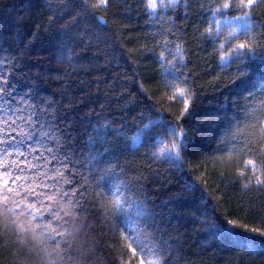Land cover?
<instances>
[{
  "label": "snow or ice",
  "instance_id": "1",
  "mask_svg": "<svg viewBox=\"0 0 264 264\" xmlns=\"http://www.w3.org/2000/svg\"><path fill=\"white\" fill-rule=\"evenodd\" d=\"M9 2L0 0V13L8 10ZM42 3L41 14L49 13L47 22L37 25L25 48L34 47L42 39L39 29L44 27L59 46L58 60L72 72L62 77L65 87L60 100L45 95L27 78L20 82L10 79L19 67L18 58L9 56L0 33V227L14 233L27 246L29 264H79L74 253L84 223L82 214L86 217L92 208H97L106 220L119 224L121 234L126 233L125 239L132 242L129 248L133 252L139 249L140 264H180V258L174 259L172 255L178 246L173 248L175 241L165 238L148 207L151 199L145 191L146 178L128 176L126 167L119 163V155L124 149L159 146L152 155L167 160L173 169L182 170L184 153L192 147L196 134L206 127L216 140L215 152L220 155L215 158L223 161L233 155L252 157L245 159V166H251L255 184L264 186V21H258L254 12L257 6L264 8V0ZM113 5L117 12L112 15L131 19L135 11L137 18L145 17L144 23L150 28L145 35L153 43L142 44L140 50L156 63L165 87L174 89L169 100H182L183 108L175 122L159 109L149 111L147 116L141 110L131 122L121 117L119 126L115 120L98 117L101 122L92 124L90 131L85 129V139L82 133L73 135L76 117L70 115L74 108L69 86L75 82L72 74H87L88 67L76 63L82 59L84 49L76 53L73 48L84 35H94L91 29L95 25L108 26L106 17ZM23 6L32 7V0H24ZM100 8L105 10L104 15L96 14ZM66 16L70 19L61 25ZM189 26L193 30L191 38L199 41L197 47L213 45V52L219 50L220 66L234 73L223 86L231 101L226 96L208 113H199L197 94L187 87L194 76L188 59ZM94 82L99 92L103 80L96 78ZM91 83L79 82L86 87ZM112 83L115 84V78ZM64 99L68 103L61 107ZM95 102L89 92L77 100L78 105ZM106 106L101 104L100 111ZM198 113L203 119L197 122ZM189 129L193 132L191 137ZM113 132L116 136L111 135ZM251 185L249 178L244 187ZM200 223L205 225L200 230L212 240H235L251 252L259 248L264 254V228H249L236 220H226L227 225L252 234L242 236L217 223L214 216L203 217ZM256 235L261 239L256 240ZM145 254L152 258L145 261Z\"/></svg>",
  "mask_w": 264,
  "mask_h": 264
},
{
  "label": "trees",
  "instance_id": "2",
  "mask_svg": "<svg viewBox=\"0 0 264 264\" xmlns=\"http://www.w3.org/2000/svg\"><path fill=\"white\" fill-rule=\"evenodd\" d=\"M23 3L24 0H10L8 10L0 13L4 47L8 48L10 57L18 58L19 63L14 75L9 78L16 82L27 78L45 95L60 100L65 87L62 77L72 69L58 60L59 46L44 27L39 29L42 39L36 41L34 47L25 48L32 33L37 31V25L46 24L49 13L41 14L42 0H32V7H24ZM130 3L135 4L136 0H130ZM115 12L117 9L113 5L106 17L108 26L95 25L91 29L94 35H84L83 40L73 48L76 53L84 49L82 59L76 63L88 67L87 74L83 71L79 75L73 73L75 82L69 86L74 108L70 115L76 117L73 135L82 133L85 139V129L90 131L92 124L101 122L98 117L115 120L116 126H119L121 117L131 122L141 110L147 116L149 111L159 109L175 122L183 108L182 100H169L174 89L165 87L156 63L140 50L142 44L151 46L153 43L145 35L150 32L149 26L144 23L145 17L137 18L133 11L132 18L128 19L125 15H112ZM254 12L258 21H264V8L257 6ZM96 14L104 15L105 10L100 8ZM69 19L66 16L60 24ZM72 34L69 32V35ZM188 34L189 68L194 76L187 87L197 94L195 103L199 113H208L229 96L223 86L234 73L220 66L219 50L213 52V45L209 43L197 47L199 41L191 38V26ZM59 39L63 42L62 37ZM223 50L227 52V48ZM96 78L103 80L99 92L94 82ZM114 78L115 84L112 83ZM81 80L92 81L91 86H80ZM84 92L91 93L96 102L78 105L77 100ZM119 93L125 94L120 96ZM231 99L229 96V102ZM67 103L64 99L61 107ZM101 104L107 105L103 111H100ZM199 113L197 122L203 119ZM184 126L187 127V123ZM111 135L116 136V133ZM192 135L189 129V136ZM120 143L123 144V140ZM158 147L145 145L134 151L124 149L119 155V163L126 167L128 176L142 175L146 178L145 191L151 199L148 207L155 214L165 238L171 237L175 241L173 248L178 246L172 254L173 258L179 257L180 264H264V254L259 248L251 252L235 240L223 237L212 240L200 230L205 227L200 220L206 216H214L217 223L228 227L229 231L240 232L242 236L252 234L227 225L226 220H236L249 228H264V186L255 184L251 166L246 167L244 163L245 159L252 157L233 155L230 159L217 160L215 157L220 154L215 152L216 140L206 127L196 134L192 147L184 153L182 170L173 169L167 160L156 159L152 153ZM249 178L252 185L245 188ZM82 220L84 223L76 239L74 253L79 264H140L142 254L139 249L133 252L129 248L132 242L125 239L127 234H121L118 223L114 225L111 220H106L102 210L92 208L86 217L82 214ZM255 239L260 240L261 237L256 235ZM132 247L135 248V244ZM151 258L144 255L145 261ZM29 262L27 246L22 245L14 233L0 227V264Z\"/></svg>",
  "mask_w": 264,
  "mask_h": 264
}]
</instances>
